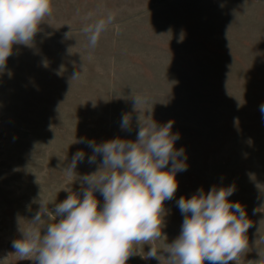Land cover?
<instances>
[{
	"label": "rangeland",
	"instance_id": "1",
	"mask_svg": "<svg viewBox=\"0 0 264 264\" xmlns=\"http://www.w3.org/2000/svg\"><path fill=\"white\" fill-rule=\"evenodd\" d=\"M52 7L32 43L14 45L0 69V264H36L12 242L40 202L52 210L70 192L82 197L79 177L103 157L89 164L93 149L76 141H135L139 115L173 122L187 169L164 203L166 237L150 242L159 260L139 244L126 264H170L167 244L184 219L177 201L213 186L234 187L228 199L252 223L236 264H264V0H52ZM109 12L115 20L91 48L82 28ZM136 95L147 103L134 110ZM123 114L131 131L121 128ZM77 151L84 161L70 176L65 168ZM49 222L36 227L43 234Z\"/></svg>",
	"mask_w": 264,
	"mask_h": 264
},
{
	"label": "clouds",
	"instance_id": "2",
	"mask_svg": "<svg viewBox=\"0 0 264 264\" xmlns=\"http://www.w3.org/2000/svg\"><path fill=\"white\" fill-rule=\"evenodd\" d=\"M52 13V0H0V69L13 46L30 45ZM115 15L109 12L82 28L91 48L113 24ZM78 76L74 73L72 79ZM133 101L137 110L147 98L136 95ZM260 110L264 113V105ZM148 117L142 121L139 115L135 141L119 137L99 144L83 138L76 141L93 149L89 164L97 162L98 154L102 163L97 171L79 177L82 197L70 192L52 210L49 203L40 202L30 227L12 242L16 255L36 264H126L138 254L135 246L144 244L150 246L146 258L159 260L160 252L150 242L166 237L164 203L174 198L176 174L185 171L187 164L186 158H180L184 150L175 148L179 135L171 131L173 122L158 125ZM121 128L131 131L129 114H123ZM84 156L83 151L74 154L65 168L68 175H76L77 163ZM97 192L103 196L102 207ZM233 192L234 187L213 186L206 193L200 189L191 198H179L177 206L184 219L179 236L167 244L170 264H236L246 254V233L252 223L243 205L228 199ZM44 221L52 222L45 224L42 234L36 226Z\"/></svg>",
	"mask_w": 264,
	"mask_h": 264
}]
</instances>
